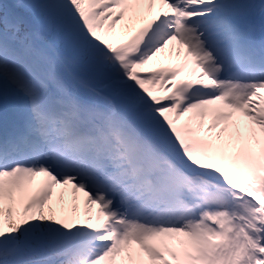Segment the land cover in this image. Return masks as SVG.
I'll list each match as a JSON object with an SVG mask.
<instances>
[{
	"label": "snow or ice",
	"instance_id": "6c2138e0",
	"mask_svg": "<svg viewBox=\"0 0 264 264\" xmlns=\"http://www.w3.org/2000/svg\"><path fill=\"white\" fill-rule=\"evenodd\" d=\"M0 264H264V0H0Z\"/></svg>",
	"mask_w": 264,
	"mask_h": 264
},
{
	"label": "bare ground",
	"instance_id": "6f19581e",
	"mask_svg": "<svg viewBox=\"0 0 264 264\" xmlns=\"http://www.w3.org/2000/svg\"><path fill=\"white\" fill-rule=\"evenodd\" d=\"M167 62H168V61H166V60L164 61L165 64H167ZM59 192H60V189H57L54 195H59ZM67 198H68V197H66V199H67Z\"/></svg>",
	"mask_w": 264,
	"mask_h": 264
},
{
	"label": "rangeland",
	"instance_id": "374dc122",
	"mask_svg": "<svg viewBox=\"0 0 264 264\" xmlns=\"http://www.w3.org/2000/svg\"><path fill=\"white\" fill-rule=\"evenodd\" d=\"M58 196H59V195H54V196H53V202L56 201V199L58 198Z\"/></svg>",
	"mask_w": 264,
	"mask_h": 264
}]
</instances>
